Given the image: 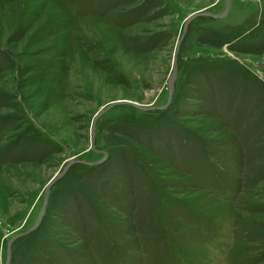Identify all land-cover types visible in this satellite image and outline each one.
<instances>
[{"label":"rangeland","instance_id":"obj_1","mask_svg":"<svg viewBox=\"0 0 264 264\" xmlns=\"http://www.w3.org/2000/svg\"><path fill=\"white\" fill-rule=\"evenodd\" d=\"M228 2L0 0V264H264V0Z\"/></svg>","mask_w":264,"mask_h":264},{"label":"water","instance_id":"obj_2","mask_svg":"<svg viewBox=\"0 0 264 264\" xmlns=\"http://www.w3.org/2000/svg\"><path fill=\"white\" fill-rule=\"evenodd\" d=\"M228 4H229V2H228V0H226V10H227V7H228ZM225 10V11H226ZM225 11H223L221 14H219V15H214V14H211V13H209V12H199V13H195V14H191V15H189L188 16V18L186 19V21H185V25H184V32H183V34H182V36H181V39L178 41V43H177V47H176V51H175V53H174V55H173V70H172V73H171V75H170V79H169V90H168V102H167V104H169V102H170V100H171V98H172V94H173V82H174V79H175V76H176V68H175V61H176V53H177V50H178V48H179V44H180V42H181V40H182V38H183V36H184V34H185V30H186V28H187V25H188V23L195 17V16H197V15H203V14H206V15H211V17H217V16H221V15H223V13H225ZM120 103L121 102H126V103H129L130 105H132V106H135V107H137V108H139V109H147V107H145V106H142V105H139V104H137L136 102H133V101H119ZM113 104H115V102H112V103H110L109 105H107L105 108H103V109H101V110H99L97 113H96V115L94 116V119H93V124H92V129H93V126H94V121L96 120V118L99 116V115H101L105 110H107L108 108H110ZM162 108V107H161ZM91 146L92 147H94L93 146V143H92V141H91ZM76 160H74V161H68L67 162V164H66V166L59 172V173H57L56 175H54L48 182H47V184H46V187H45V191H44V206H45V202H46V199H47V197H48V193H49V189H50V186L60 177V176H62L63 174H64V172L66 171V169L73 163V162H75ZM84 162H86L87 164H89V162H87V161H84ZM44 206H43V208L41 209V211H40V213H39V215H38V218H37V221H36V223L32 226V227H30L29 229H27L26 231H24V232H22V233H20V234H23V233H28L30 230H32V229H34L36 226H37V224H38V222H39V220H40V218H41V216H42V214L44 213ZM19 234H16V235H14L13 236V238H15L16 236H18ZM9 262V254L7 255V259H6V262H5V264H9L8 263Z\"/></svg>","mask_w":264,"mask_h":264}]
</instances>
